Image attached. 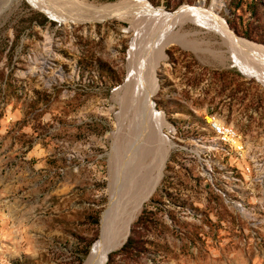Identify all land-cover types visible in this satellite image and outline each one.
Returning a JSON list of instances; mask_svg holds the SVG:
<instances>
[{
    "label": "rangeland",
    "instance_id": "374dc122",
    "mask_svg": "<svg viewBox=\"0 0 264 264\" xmlns=\"http://www.w3.org/2000/svg\"><path fill=\"white\" fill-rule=\"evenodd\" d=\"M144 1L169 14L212 9L235 37L264 47V0ZM56 12L64 18L0 0V264H79L99 240L120 151L133 145H123L134 130L116 91L132 43L156 28L191 48L169 44L155 72L151 100L173 147L131 224L134 250L122 245L107 264H264V82L234 66L210 26H156L140 15L139 29ZM209 121L238 144L219 143Z\"/></svg>",
    "mask_w": 264,
    "mask_h": 264
},
{
    "label": "bare ground",
    "instance_id": "6f19581e",
    "mask_svg": "<svg viewBox=\"0 0 264 264\" xmlns=\"http://www.w3.org/2000/svg\"><path fill=\"white\" fill-rule=\"evenodd\" d=\"M29 1L34 7L58 19L64 18V15L56 11L69 7L79 13L80 17L76 19L78 21L116 18L144 29L145 26H139L138 20L140 15H144L150 20L151 25L166 23L174 27L176 23L181 22L182 27L190 23L210 26L209 28L216 31L224 40L223 44L229 46L230 52L236 55L230 57L234 66L245 75L256 76L264 82V47L235 37L212 9L203 12L199 7H185L169 14L162 9L152 8L144 0H124L118 5L99 7L70 0ZM155 31L157 32L151 30L148 34L147 42L136 40L132 43L127 59V78L120 90L116 91V96L122 95L123 108L130 114L128 122L134 132L128 131L129 134L123 139V145L130 137L133 138V145L130 147L132 151L124 154L123 147L120 151L114 176L110 181L109 205L101 218V236L84 264H107L109 255L122 246L130 232L131 224L142 210L145 201L157 188L160 173L154 177V172L162 165L168 147H173L163 134L165 122L162 114L153 110L151 99L157 90L155 72L164 60V51L169 44L177 42L184 47H190L183 38L167 35V32L157 36L160 32L157 28ZM212 123L219 124L222 130L231 131L234 135V132L224 124ZM221 142L226 144L229 141Z\"/></svg>",
    "mask_w": 264,
    "mask_h": 264
},
{
    "label": "built area",
    "instance_id": "2783aa9c",
    "mask_svg": "<svg viewBox=\"0 0 264 264\" xmlns=\"http://www.w3.org/2000/svg\"><path fill=\"white\" fill-rule=\"evenodd\" d=\"M209 126H211V133L217 138V141H229L231 145H237V136H234L231 131H224L221 129L219 124H213L209 121Z\"/></svg>",
    "mask_w": 264,
    "mask_h": 264
},
{
    "label": "trees",
    "instance_id": "16d2710c",
    "mask_svg": "<svg viewBox=\"0 0 264 264\" xmlns=\"http://www.w3.org/2000/svg\"><path fill=\"white\" fill-rule=\"evenodd\" d=\"M243 37H245L247 39L250 38L249 35H247V34H244ZM133 245H134V242H133L131 236H129L127 241L123 244L121 252L124 254H127L128 251H133L134 250ZM88 249H89V247L87 246L85 251L82 253V258L86 257L88 255V251H89ZM82 258L79 260V264L82 263Z\"/></svg>",
    "mask_w": 264,
    "mask_h": 264
},
{
    "label": "water",
    "instance_id": "95a60500",
    "mask_svg": "<svg viewBox=\"0 0 264 264\" xmlns=\"http://www.w3.org/2000/svg\"><path fill=\"white\" fill-rule=\"evenodd\" d=\"M224 23L226 24L225 21H224ZM226 26H227V24H226ZM227 28H228V26H227ZM228 29H229V28H228ZM229 30H230V29H229ZM233 34H234V33H233ZM234 35H235V34H234ZM152 104H153V110H154L155 112H158L157 109H156L155 104L153 103V101H152ZM128 236H129V234H128ZM128 236L126 237L125 241L127 240ZM125 241H124V243H125ZM124 243H123V244H124ZM123 244H122V245H123Z\"/></svg>",
    "mask_w": 264,
    "mask_h": 264
}]
</instances>
